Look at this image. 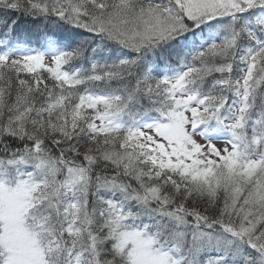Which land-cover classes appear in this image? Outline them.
Wrapping results in <instances>:
<instances>
[{
  "label": "snow or ice",
  "instance_id": "1",
  "mask_svg": "<svg viewBox=\"0 0 264 264\" xmlns=\"http://www.w3.org/2000/svg\"><path fill=\"white\" fill-rule=\"evenodd\" d=\"M0 264H264V0H0Z\"/></svg>",
  "mask_w": 264,
  "mask_h": 264
}]
</instances>
